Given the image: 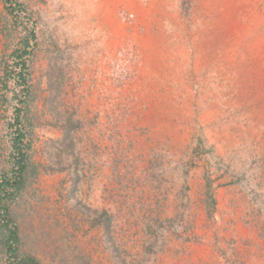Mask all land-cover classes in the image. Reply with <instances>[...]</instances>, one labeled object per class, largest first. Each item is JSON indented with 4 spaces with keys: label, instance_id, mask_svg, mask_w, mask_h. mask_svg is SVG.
I'll list each match as a JSON object with an SVG mask.
<instances>
[{
    "label": "rangeland",
    "instance_id": "obj_1",
    "mask_svg": "<svg viewBox=\"0 0 264 264\" xmlns=\"http://www.w3.org/2000/svg\"><path fill=\"white\" fill-rule=\"evenodd\" d=\"M23 1L37 43L34 170L10 203L21 254L264 264V0ZM20 37L0 2V73ZM10 114L0 103V174Z\"/></svg>",
    "mask_w": 264,
    "mask_h": 264
},
{
    "label": "trees",
    "instance_id": "obj_2",
    "mask_svg": "<svg viewBox=\"0 0 264 264\" xmlns=\"http://www.w3.org/2000/svg\"><path fill=\"white\" fill-rule=\"evenodd\" d=\"M0 2L21 33L16 47L2 60L0 73V103L7 104L11 112L6 122L10 167L0 174V252L5 264H40L36 257L21 254L19 229L10 213V203L20 196L34 170L29 162V130L24 120L29 111L30 60L37 43V19L23 0ZM8 93L9 99L5 97Z\"/></svg>",
    "mask_w": 264,
    "mask_h": 264
},
{
    "label": "bare ground",
    "instance_id": "obj_3",
    "mask_svg": "<svg viewBox=\"0 0 264 264\" xmlns=\"http://www.w3.org/2000/svg\"><path fill=\"white\" fill-rule=\"evenodd\" d=\"M198 50V49H197ZM199 51V50H198ZM185 59V58H184ZM174 64V63H173Z\"/></svg>",
    "mask_w": 264,
    "mask_h": 264
}]
</instances>
